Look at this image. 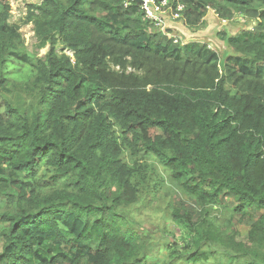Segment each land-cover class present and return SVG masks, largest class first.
<instances>
[{
  "label": "trees",
  "instance_id": "16d2710c",
  "mask_svg": "<svg viewBox=\"0 0 264 264\" xmlns=\"http://www.w3.org/2000/svg\"><path fill=\"white\" fill-rule=\"evenodd\" d=\"M176 1L189 28L209 7L255 24L223 60L138 2L42 0L39 59L0 0V264H264V0ZM166 179L182 237L160 257L130 207Z\"/></svg>",
  "mask_w": 264,
  "mask_h": 264
},
{
  "label": "rangeland",
  "instance_id": "374dc122",
  "mask_svg": "<svg viewBox=\"0 0 264 264\" xmlns=\"http://www.w3.org/2000/svg\"><path fill=\"white\" fill-rule=\"evenodd\" d=\"M40 4H42V0H9V5L11 7L9 22L11 25L20 28V33L25 42L28 55L35 56L39 59H45L49 48L40 49L38 47L34 25L26 22L29 5ZM167 20L166 27L171 37L177 38L184 44L193 42L206 44L211 50L216 51L223 60L228 53H231V50L227 45V38L238 35L243 30L252 28L255 24L254 22L245 19L242 13L236 14L231 21L225 23L219 18L217 12L210 7L207 10L204 20L196 28L187 27L183 19L174 20L169 16ZM153 28L152 30L157 31ZM228 49L230 51H228ZM67 54L72 56V53L68 51ZM113 69L115 68L113 67ZM115 70L119 71V68H116ZM152 134L157 133L152 132ZM150 163L151 165H155L153 162ZM157 168L163 176L167 177V174L164 173L162 167L157 166ZM156 177H158V175H155V178ZM174 190L175 188L170 184L169 180L166 179V182L162 184L159 192H151L144 195L139 201L135 202L130 207L133 218L136 220L138 226L142 229L148 230L153 235L154 239L160 243L161 247L158 254L160 257H166L170 254L166 249V245L171 242L180 241V238L182 237L179 229L180 227L173 222L168 209V203H170L174 197ZM207 213L218 225H225L230 229H235L232 214L225 207H220L218 205L210 206L207 208ZM4 227L5 225H2L1 229ZM239 232L241 234L239 239L244 240L246 238L243 237L245 230L240 229Z\"/></svg>",
  "mask_w": 264,
  "mask_h": 264
},
{
  "label": "built area",
  "instance_id": "2783aa9c",
  "mask_svg": "<svg viewBox=\"0 0 264 264\" xmlns=\"http://www.w3.org/2000/svg\"><path fill=\"white\" fill-rule=\"evenodd\" d=\"M141 8L144 11L145 19L160 32L165 33L170 38H173L176 43L179 40L171 37L166 27L168 17L171 16L174 20H182L185 11V5L179 4L176 0H141ZM137 0H125V6L129 7ZM225 23L228 20H223ZM166 28V29H165Z\"/></svg>",
  "mask_w": 264,
  "mask_h": 264
},
{
  "label": "water",
  "instance_id": "95a60500",
  "mask_svg": "<svg viewBox=\"0 0 264 264\" xmlns=\"http://www.w3.org/2000/svg\"><path fill=\"white\" fill-rule=\"evenodd\" d=\"M138 3H141L142 1L141 0H137Z\"/></svg>",
  "mask_w": 264,
  "mask_h": 264
},
{
  "label": "crops",
  "instance_id": "0c3cea01",
  "mask_svg": "<svg viewBox=\"0 0 264 264\" xmlns=\"http://www.w3.org/2000/svg\"><path fill=\"white\" fill-rule=\"evenodd\" d=\"M172 27V26H171Z\"/></svg>",
  "mask_w": 264,
  "mask_h": 264
}]
</instances>
